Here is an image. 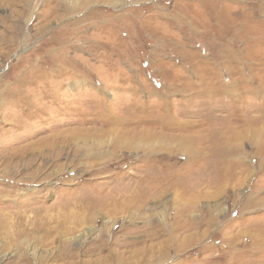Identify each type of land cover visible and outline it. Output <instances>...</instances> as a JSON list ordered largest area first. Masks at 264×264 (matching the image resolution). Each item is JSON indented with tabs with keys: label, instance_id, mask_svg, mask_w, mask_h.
<instances>
[{
	"label": "rangeland",
	"instance_id": "rangeland-1",
	"mask_svg": "<svg viewBox=\"0 0 264 264\" xmlns=\"http://www.w3.org/2000/svg\"><path fill=\"white\" fill-rule=\"evenodd\" d=\"M256 130L264 0H0V264H231L227 237L249 251L264 221V202L241 210L264 182ZM147 132L198 139L203 158L127 145ZM233 136L236 190L211 183ZM169 167L154 198L136 185ZM191 179L200 192L175 189ZM181 211L193 227L173 231Z\"/></svg>",
	"mask_w": 264,
	"mask_h": 264
},
{
	"label": "bare ground",
	"instance_id": "bare-ground-1",
	"mask_svg": "<svg viewBox=\"0 0 264 264\" xmlns=\"http://www.w3.org/2000/svg\"><path fill=\"white\" fill-rule=\"evenodd\" d=\"M87 1H90V0H85V2H87ZM95 1H97V0H95ZM50 13L51 12H49V11L47 12L48 15H50ZM19 16H21V13H19V12H18V14L16 13V16L15 17L18 18ZM231 25H233V24L231 23ZM146 134H148L149 136L146 135ZM152 134H154V133H152V132L151 133H148V132L145 133V135H144L145 137H143V139H139L138 138L139 140H138L137 143H135L136 142V140H135L136 138L135 137H134L135 139L133 140V138H131V137L128 136V138L130 140L128 139L129 142H128L127 145H134L136 148L152 149L153 150V149L157 148V144H158V147H161V149H162V147H165V148H167L166 150H168V148L170 150V148L172 147L170 145L173 144V143H176L179 146L180 149H183L184 152L187 153V157L190 160L191 159L193 160L196 157H199V158L202 157L203 158V154L205 153L204 152L205 151V148L203 146V143L201 141H199L198 139L197 140L195 138L192 139V137L191 138L190 137L189 138H183V137L177 138V137H174V136H167V138H166V137H164L166 135L160 136L161 133L159 134V136H157L156 134L155 135H152ZM251 137L256 138L257 142L259 141L258 142L259 144L262 143V140H263V143H264L263 137L261 136V134L259 135V130L253 131ZM233 138L236 140V139H239V136H233V137H229V138H225L224 140H221V141H223L222 142L223 144L221 145L222 148L229 149L228 150L229 152H228V156L226 155L224 157L223 155H221V156H223V158H221V160H218V162H216V164L213 165V168H212L213 169V172H212V178L213 179L211 180V183H215L217 186H221V187H225V186H228L229 185V187H232L233 190H236L241 185L240 174H242V170L243 169L240 168V166H239L240 163L238 161L234 160L233 159V154H231V153L234 152V150L238 149L236 146H233L232 144H230L231 139H233ZM125 140H127V139H125ZM123 142H125V141H123ZM192 144H194V147L190 146ZM223 145H225V147ZM263 147L264 146H262V145H260V147H257V151H258V153L260 155L262 153ZM191 163H190V165H191ZM174 167H176V166H174ZM204 171L201 169V172L199 173V175L204 174L205 173ZM177 172H178L177 169H172V168L169 167V169H167L165 172L161 173L160 177L155 178L153 180H151V179L149 180V179H146L144 177V178L140 179V181L138 180L139 182L136 185H138V186L143 185V187L146 188L144 192H147L149 194L148 195L149 197L154 198V195H156L158 192H160V191L162 192L163 190H166L165 189V180H166V178H168V176L172 177L173 175H176ZM205 177H206V175H205ZM191 181H192V179H191ZM204 181L203 180H199V181H196L195 180V181H192V183H186V184H182V185L181 184L179 185L177 183L175 185V189L176 188H178V190L180 189L179 191L182 192L183 194H194V193H198L201 190L200 186H202L203 184L206 183ZM254 192H255L254 194H256V196L254 197V199L253 200L252 199L251 200L249 199V201H247L246 203H244L243 206H242V208H241V210H246L247 208L251 207L252 205H254L256 203H260V202L262 203V202H264L263 201L264 199L260 196V195H262V193H264V182L261 183V184H259L257 186V188H256V191H254ZM137 194H138V192H136L135 194H133L131 197L128 196V198H126L124 200V202L121 204V205H123V208L124 209H126L128 206L130 207L131 203H136L137 204L138 202H140L139 199H138V195L139 194L138 195ZM252 197H253V195H252ZM143 198H144V196H143ZM100 203H102L101 200H94V201H92V200H89L86 197L83 200H81L80 205H81V208L84 207V208H87V209L90 210V208L95 207L96 205H98ZM113 203H115V204L119 203L118 199H115ZM117 206L118 205H116V207ZM139 207H141L140 204L138 205V208ZM185 211L186 210H184V212ZM182 212L183 211H181L178 215H176L178 217H177L175 223L170 227L171 230H173V231L174 230H178V229H180V230L181 229L188 230V229H191L193 227V225L190 223L189 218H187L185 220H182L181 219V213ZM186 213H188V212H186ZM83 214H80L79 215L80 216L79 217L80 220L81 219L82 220H86V219H84L85 213L83 212ZM186 217H188V216H186ZM74 220L76 221V219H74ZM212 222H213V220L211 218H209L206 225L209 227L212 224ZM237 222L239 224H241L244 221L241 220L240 218H238L237 219ZM252 222H253V224H251L248 227H246L245 231L243 232V233H245V235L249 236L250 237V240H251V246H252V248L249 251L244 250L243 247H241V250H237V248L235 247V245L234 244L232 245V243H234V241L236 240V238H238L239 236H242L243 234H236L235 236H229V237H227V239H230L229 240V244H230L229 246L233 250V252L231 254H229V257L231 259H234V261L231 264H256L257 262H264V221H263V219L258 218V219H255ZM199 225H202V224H198L197 227ZM91 231L92 230H90L89 232H91ZM237 235H239V236L237 237ZM240 246L241 245H238V247H240ZM95 264H107V263L106 262L98 261V262H95Z\"/></svg>",
	"mask_w": 264,
	"mask_h": 264
}]
</instances>
